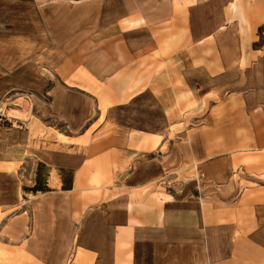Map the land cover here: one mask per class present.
Masks as SVG:
<instances>
[{"label": "crops", "instance_id": "0c3cea01", "mask_svg": "<svg viewBox=\"0 0 264 264\" xmlns=\"http://www.w3.org/2000/svg\"><path fill=\"white\" fill-rule=\"evenodd\" d=\"M67 9L91 33L26 125L29 177L0 161V264H264V0Z\"/></svg>", "mask_w": 264, "mask_h": 264}, {"label": "rangeland", "instance_id": "374dc122", "mask_svg": "<svg viewBox=\"0 0 264 264\" xmlns=\"http://www.w3.org/2000/svg\"><path fill=\"white\" fill-rule=\"evenodd\" d=\"M38 1L0 0V161L18 159L25 177L32 168L23 146L26 125L40 118L39 104L49 101L47 91L57 81L55 59L59 51L68 54L72 45L91 33L86 14L72 16L67 12L77 0H50L63 4L59 14L55 5L41 10ZM76 17L79 20L72 21ZM262 43L259 39L255 45ZM41 119L46 123L49 118ZM29 131V137L36 140L29 147L37 150L44 132L33 131L32 127ZM12 165L14 169L19 166Z\"/></svg>", "mask_w": 264, "mask_h": 264}, {"label": "trees", "instance_id": "16d2710c", "mask_svg": "<svg viewBox=\"0 0 264 264\" xmlns=\"http://www.w3.org/2000/svg\"><path fill=\"white\" fill-rule=\"evenodd\" d=\"M46 176H47V168L44 165L38 164L36 169V177H35V184L32 188H23L24 191L31 192V193H38V192H47L49 189L46 187ZM70 183V182H69ZM70 187L69 184L63 185L64 189H68Z\"/></svg>", "mask_w": 264, "mask_h": 264}, {"label": "bare ground", "instance_id": "6f19581e", "mask_svg": "<svg viewBox=\"0 0 264 264\" xmlns=\"http://www.w3.org/2000/svg\"><path fill=\"white\" fill-rule=\"evenodd\" d=\"M9 114L13 115V116H17L16 113L13 112H9ZM20 115V114H19Z\"/></svg>", "mask_w": 264, "mask_h": 264}]
</instances>
